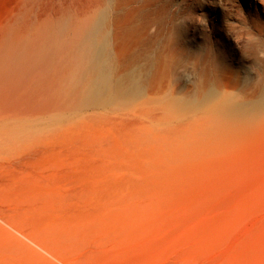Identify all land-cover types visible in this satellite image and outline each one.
I'll return each instance as SVG.
<instances>
[{
	"label": "rangeland",
	"instance_id": "1",
	"mask_svg": "<svg viewBox=\"0 0 264 264\" xmlns=\"http://www.w3.org/2000/svg\"><path fill=\"white\" fill-rule=\"evenodd\" d=\"M105 6L119 67L155 68L135 100L77 106V38ZM143 13L145 37L116 32ZM0 61V264H264V105L213 110L261 100L264 0H0Z\"/></svg>",
	"mask_w": 264,
	"mask_h": 264
},
{
	"label": "bare ground",
	"instance_id": "2",
	"mask_svg": "<svg viewBox=\"0 0 264 264\" xmlns=\"http://www.w3.org/2000/svg\"><path fill=\"white\" fill-rule=\"evenodd\" d=\"M141 16L143 21L140 24L129 22L128 25L124 26L125 28H119L116 32L131 34L136 31H142L145 37L152 27H154L153 20L150 13H143ZM108 19L109 8L107 6L98 7L94 13L85 17L82 31L78 35L77 47L73 55L75 67L70 78L72 82L71 89L75 96V105L77 106H109L135 100L144 90V81L152 76V67L154 66L155 68L154 63L156 60L153 61L146 55L127 59L126 64H122L119 67L116 57L112 54L111 32ZM3 37L4 35H2ZM8 47L10 48V46ZM3 74H5L4 71ZM214 94L215 90L210 88L203 91L201 96H198L200 95L198 93V95L181 101V106L176 105L171 100H167L166 103L171 108L184 110L189 109L190 106L202 105ZM35 97L31 95L30 98ZM228 100L225 99L214 106V112L222 114L237 110L240 114H255V112H259V107L264 105V84L261 86L260 101L256 100L255 102L235 105ZM23 103L28 106V110H34L40 114L48 112L51 109L50 102L41 99V106L27 100L18 101L16 102L18 110ZM0 107L5 113H9L14 109L8 95L5 93L0 94ZM162 164L163 162L154 163L157 167H160Z\"/></svg>",
	"mask_w": 264,
	"mask_h": 264
}]
</instances>
